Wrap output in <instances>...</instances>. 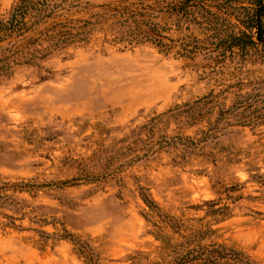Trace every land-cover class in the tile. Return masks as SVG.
Instances as JSON below:
<instances>
[{"label":"rangeland","instance_id":"1","mask_svg":"<svg viewBox=\"0 0 264 264\" xmlns=\"http://www.w3.org/2000/svg\"><path fill=\"white\" fill-rule=\"evenodd\" d=\"M47 3L0 69V264H264V6Z\"/></svg>","mask_w":264,"mask_h":264},{"label":"trees","instance_id":"2","mask_svg":"<svg viewBox=\"0 0 264 264\" xmlns=\"http://www.w3.org/2000/svg\"><path fill=\"white\" fill-rule=\"evenodd\" d=\"M263 1L264 0H256L259 5L255 11L257 19L261 15V10L264 6L262 4ZM48 17L49 4L47 0H20L12 6L8 15L0 19V69H8L10 67V59L13 56L11 47H14L16 40L20 39L28 30L38 27ZM256 38L259 42H263L260 26H258ZM157 119H160V116L153 117L148 124L133 129L131 134L137 135V137L140 136V130L148 125H150L149 132L153 131V128L157 124ZM165 138L166 136L162 135L161 139L163 140ZM126 139L127 137L122 141L124 142ZM137 140H140V138ZM151 149L152 145L148 147L147 151ZM139 158H141L139 155L132 156L128 162H132ZM144 200L153 208L154 203L152 201L146 200V198H144ZM234 253H236L234 250L220 244L196 246L188 248L181 255L174 257V260L170 264H187L191 262H196L197 264H222L221 260L227 255L231 256Z\"/></svg>","mask_w":264,"mask_h":264}]
</instances>
